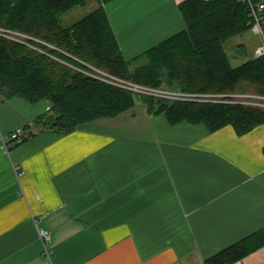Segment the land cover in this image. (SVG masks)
<instances>
[{
  "label": "crops",
  "instance_id": "0c3cea01",
  "mask_svg": "<svg viewBox=\"0 0 264 264\" xmlns=\"http://www.w3.org/2000/svg\"><path fill=\"white\" fill-rule=\"evenodd\" d=\"M184 1H133L122 16L106 4L125 58L182 31ZM50 108L0 102V264H205L264 232V125L210 132L136 103L65 134L36 127ZM19 128L30 136L15 146ZM237 263L264 264V247Z\"/></svg>",
  "mask_w": 264,
  "mask_h": 264
},
{
  "label": "trees",
  "instance_id": "16d2710c",
  "mask_svg": "<svg viewBox=\"0 0 264 264\" xmlns=\"http://www.w3.org/2000/svg\"><path fill=\"white\" fill-rule=\"evenodd\" d=\"M112 1L0 0L1 27L33 35L60 49L51 50L53 58L0 37V102L14 97L31 104L48 100L51 108L35 120V125L40 130L65 134L84 123L116 117L137 102L151 115L164 114L171 125L203 124L210 132L230 125L239 136L264 125L261 107L139 96L76 69L84 67L81 60L155 88L264 96V56H257L255 48L253 57L233 67L224 47L227 41L251 29L245 4L239 0H185L179 5L185 28L128 60L105 10ZM88 5L91 8L82 18L65 22L72 11ZM263 247L264 232H256L205 264H234Z\"/></svg>",
  "mask_w": 264,
  "mask_h": 264
},
{
  "label": "built area",
  "instance_id": "2783aa9c",
  "mask_svg": "<svg viewBox=\"0 0 264 264\" xmlns=\"http://www.w3.org/2000/svg\"><path fill=\"white\" fill-rule=\"evenodd\" d=\"M207 1V0H206ZM247 6L251 21L252 33L261 39V44L256 47V55L264 56V3L258 0H239ZM0 37L10 40L15 43L25 45L31 49L37 50L47 56L55 58L51 50H60L56 46L51 45L40 38L33 35L23 33L21 31L4 28L0 26ZM35 43L41 44L47 49H42ZM84 66L76 68L84 74L97 79L109 85L130 91L139 96H151L156 98L179 100V101H196V102H220V103H235L261 107L264 109V96L256 94H222V95H207L198 93H187L179 91H170L165 88H155L146 85H141L129 80L117 77L105 69L97 68L91 64L79 60ZM11 142L17 146L24 143L27 139V134L22 128H19L11 133ZM39 236L43 243V256L46 259H51L52 250L50 244L52 242V234L49 230L40 227L38 228ZM239 264V263H234Z\"/></svg>",
  "mask_w": 264,
  "mask_h": 264
},
{
  "label": "rangeland",
  "instance_id": "374dc122",
  "mask_svg": "<svg viewBox=\"0 0 264 264\" xmlns=\"http://www.w3.org/2000/svg\"><path fill=\"white\" fill-rule=\"evenodd\" d=\"M117 2L112 1L111 3H116L115 12L119 16L123 15L126 11H128V7L133 1L138 0H116ZM109 4V3H108ZM91 8V5L86 7L77 8L72 11L65 18L66 23L75 22L82 18L84 14ZM261 43L259 37L255 36L251 30L245 32L242 35L233 37L229 41H227L224 45L225 50L230 58V62L233 67H238L243 64L248 58L253 57L254 49ZM166 89V88H165ZM169 90V89H167ZM173 91V90H170ZM137 104H141V102H137Z\"/></svg>",
  "mask_w": 264,
  "mask_h": 264
}]
</instances>
